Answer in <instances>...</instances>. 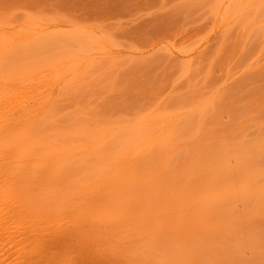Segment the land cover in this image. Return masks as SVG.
I'll use <instances>...</instances> for the list:
<instances>
[{"label": "rangeland", "instance_id": "374dc122", "mask_svg": "<svg viewBox=\"0 0 264 264\" xmlns=\"http://www.w3.org/2000/svg\"><path fill=\"white\" fill-rule=\"evenodd\" d=\"M49 76L30 134L69 158L0 154V233L19 232L0 264H264V0H0V95ZM164 115L173 131L135 148ZM129 146L139 165L105 179Z\"/></svg>", "mask_w": 264, "mask_h": 264}, {"label": "bare ground", "instance_id": "6f19581e", "mask_svg": "<svg viewBox=\"0 0 264 264\" xmlns=\"http://www.w3.org/2000/svg\"><path fill=\"white\" fill-rule=\"evenodd\" d=\"M44 30V28L41 30V31H43ZM57 83H55V81L52 79V77H48V79L47 80H45L44 82H43V84L42 85H40L38 88H37V90H36V96L34 95V96H30L29 98H31V99H18V98H12L11 97V95L10 96H1L0 95V152H2V153H0V154H3V152L5 153V151H12L13 152V150H18V151H23V152H28V149H37V147L39 148V146L40 147H43V148H45V149H48V150H53V151H55V152H59V153H57V154H55L54 156H50L53 160L55 159H58L59 161L61 160L60 158H62V157H65V158H69V157H67V155H66V151H67V148H62V147H64V146H57V145H54V144H49V143H44V144H41L40 143V139H38V141H36L35 139H33V137H32V134H30V132L35 128V126L37 125V123L40 121V120H42V117L44 116L43 114L49 109V99L55 94V91H56V89H57ZM12 95H14V94H12ZM4 98V99H1V98ZM14 97V96H13ZM15 97H16V95H15ZM156 121H154V119H152L151 120V118L150 119H143L142 121H140L139 123H137L138 125H136L138 128H136L135 130L136 131H134V133H133V140H136V141H138V143L135 145V146H129V147H127V148H125L124 150H125V152H115L114 154H113V162H111V163H114V167H116V168H113V167H110V166H113V164H111L110 163V166L108 165V166H105V167H108V169L109 170H112V171H110V172H108V169H107V171H106V169L105 168H102L103 170H101V172L104 174V176L106 175V173H108L107 174V176H109V174L111 173V174H113V175H115V173L117 172V170H118V172H120V173H122V171L124 170V169H126L127 171H129L128 170V168H134V167H136V166H138L139 165V163H140V160L139 159H133L132 158V153H130V152H132V150H133V152H134V148L133 147H135V148H137V149H141L142 151L141 152H143V153H145V152H148V151H150L149 149L151 148V147H153V145L155 146V144L157 143V147H158V145H160V143L158 142V141H160V139H162L161 137H165V136H167L168 134H170L173 130L171 129V123H170V120L164 115V116H162L160 119H155ZM14 133H18V134H20L21 136L18 138V140H9L8 138L11 136V135H13ZM151 137L152 138H156L155 140H152L151 139ZM157 141V142H156ZM98 143V140H95L91 145H92V148L96 145ZM57 149H60V150H57ZM17 152V151H16ZM131 155H130V154ZM28 154V153H27ZM129 154V155H128ZM140 154V153H139ZM22 155H24L23 153H22ZM19 156V155H18ZM29 155H27L26 157H28ZM131 157V158H130ZM41 158V157H40ZM44 157H42V159H43ZM49 158V157H48ZM41 159V160H42ZM45 159H47V157H45L44 158V160ZM1 160V159H0ZM38 160H39V158H38ZM39 162H40V160H39ZM1 163V162H0ZM55 163V162H54ZM60 163V162H59ZM39 165H40V163H38ZM53 164V163H52ZM51 165V164H50ZM56 165H57V163H56ZM58 166V165H57ZM56 166V167H57ZM0 167H1V165H0ZM5 167V166H4ZM19 168V167H18ZM18 168H16V169H18ZM51 168V166L48 168V170ZM110 168H112V169H110ZM2 169L3 168H1V171H2ZM4 169H8V167L6 168H4ZM3 169V170H4ZM9 169H10V167H9ZM20 169V168H19ZM101 169V168H100ZM99 169V170H100ZM114 169V170H113ZM116 169V170H115ZM12 170V166H11V169H10V171ZM14 170H15V168H14ZM51 170V169H50ZM50 170H49V172H50ZM53 170V169H52ZM125 170V171H126ZM0 171V178H1V174H2V172ZM10 171L9 172H7V170H4L3 172L4 173H6L7 172V175H8V173L10 174ZM18 171V170H17ZM17 171L15 170V172L17 173ZM20 171H21V169H20ZM55 171V170H54ZM116 171V172H115ZM19 172V171H18ZM22 172H23V169H22ZM48 172V173H49ZM100 172V173H101ZM114 172V173H113ZM116 173V176L117 175H120L119 173ZM13 172H11V174H12ZM21 173V172H20ZM55 173V172H54ZM125 173V172H124ZM18 174V173H17ZM111 174H110V176H111ZM16 175V174H15ZM35 175V174H34ZM34 175H33V177H34ZM112 175V176H113ZM4 176H6V174L4 175ZM13 176H14V174H13ZM12 176V177H13ZM36 176V175H35ZM101 176H103L102 174L100 175V177ZM111 176V177H112ZM116 176H113V180L114 181H116L114 178L116 177ZM3 177V176H2ZM100 177H98L97 179H99ZM121 177H122V175L120 176V178L119 179H121ZM4 178V177H3ZM5 178H10V179H12L11 177H8V176H6ZM34 178H36V177H34ZM33 178V179H34ZM102 178H104V177H102ZM102 178H101V180H102ZM107 177L105 176V179H106ZM117 178V177H116ZM104 179V180H105ZM112 179V178H111ZM118 179V180H119ZM2 180V179H1ZM0 180V183L2 182ZM5 179H3V181H4ZM101 180H97V184H99L98 186H95V185H97L96 184V182H95V184L93 185V183H92V187L93 186H95V187H97L96 189H98L99 190V188L98 187H100V183H99V181H101ZM7 182L8 181H11V180H6ZM106 181V180H105ZM114 181H112L111 182V180H110V182L109 181H106V183H107V185H108V182L110 183V184H112ZM103 180H102V184H103ZM11 184H12V181H11ZM101 184V188L103 187V185ZM109 184V185H110ZM89 185V184H88ZM109 185L108 186H106V184H105V182H104V186H106L105 188H108L109 187ZM87 186V185H86ZM85 187V186H84ZM83 187V188H84ZM11 188V187H10ZM9 188V191L12 189H10ZM88 187H85V189H87ZM91 188V187H90ZM105 188H104V190H105ZM116 188V187H115ZM8 189V188H7ZM89 189V188H88ZM87 189V190H88ZM92 189V188H91ZM93 189H94V187H93ZM92 189V190H93ZM3 190V189H2ZM6 190V189H5ZM92 190H90L91 192H92ZM107 191H108V189H106ZM105 190V191H106ZM0 191H1V188H0ZM14 191H16V190H14ZM18 191V190H17ZM17 191L16 192H14L15 194H16V197H17V195L19 194V191H18V194H17ZM95 192H96V190H94ZM100 192H101V190H99ZM99 191H98V194H100L99 193ZM103 191V190H102ZM84 192H87L86 190H84ZM104 192V191H103ZM89 192H87V194H88ZM13 194V193H12ZM92 195H93V193H91ZM97 194V193H96ZM106 194H108V193H106ZM3 195V194H2ZM21 195V194H20ZM20 195H18L19 197H20ZM101 195V194H100ZM98 195L100 198L103 196V195ZM104 195H105V192H104ZM0 196H1V194H0ZM15 196V195H14ZM14 196H12L13 197V199H12V201L16 198H14ZM82 196H83V194H82ZM94 196H95V194H94ZM106 196V195H105ZM109 196V195H108ZM4 198H5V196H3ZM18 197V198H19ZM85 197V196H84ZM84 197H83V199H84ZM3 198V199H4ZM93 198H95V197H93ZM100 198H97V199H100ZM102 198H104V197H102ZM101 198V199H102ZM1 199H2V196H1ZM0 199V200H1ZM81 200V201H85V200ZM6 200H11L10 198H6V199H4L3 200V202H7ZM20 200V199H19ZM23 200H24V198H23ZM87 200H89V199H87ZM95 200V199H94ZM103 200V199H102ZM106 200V199H105ZM22 201V200H21ZM107 201H108V199H107ZM11 202V201H10ZM58 211V210H57ZM61 212V211H60ZM59 212V213H60ZM7 213H10V211H7L6 212V214ZM62 213V212H61ZM8 216H9V214H8ZM6 218H9V217H7V216H5ZM3 228V227H2ZM1 227H0V229H2ZM4 229V228H3ZM28 230V229H27ZM27 230H26V232H27ZM22 230H20V232H21ZM25 231V230H24ZM30 231V230H29ZM28 231V232H29ZM0 232H2V231H0ZM17 232V234L16 233H14V232H9L6 236L5 235H2L1 233V238H3V237H5V238H7V239H10V238H13L14 236H16V235H18V231H16ZM26 232H22L23 234L22 235H24L22 238H24V240H26V238H27V240L29 239V237L27 236L28 234H26ZM30 232H32V231H30ZM38 232V231H37ZM36 232V233H37ZM33 233V232H32ZM3 234H5L4 233V230H3ZM26 234V235H25ZM30 234V233H29ZM33 234H35V233H33ZM33 234H31V237H33ZM39 234V233H38ZM38 234H35L34 235V240H32L31 239V241L33 242V244H32V247H39L40 246V248H44V245H46L45 243L43 244V246L41 245L43 242H44V240L42 239V236H41V234H40V236L38 235ZM26 236V237H25ZM37 236H39V238H41L42 239V241H41V239H39L38 240V237ZM59 236V235H58ZM0 238V239H1ZM57 238V237H56ZM55 238V239H56ZM62 238H64L63 237V234H62ZM66 238V237H65ZM35 239H37L36 241H35ZM69 239V238H68ZM57 240V239H56ZM67 240V239H66ZM30 241V242H31ZM31 242V243H32ZM34 242H36V244H38V245H36ZM38 242V243H37ZM42 242V243H41ZM41 243V244H40ZM47 243V242H46ZM15 245L17 246V248L15 247V249H16V252H17V249H18V247L19 246H23V244H22V240H20L18 243H15ZM14 245V246H15ZM32 249V248H31ZM39 249V248H38ZM20 252L18 253V254H23L24 255V253H27V252H24V251H22L20 248L18 249ZM22 251V252H21ZM33 250H29L28 252L31 254H26L25 256H26V259L25 260H27L28 258H30V256H32V255H34L35 253L34 252H32ZM32 253H34V254H32ZM30 255V256H29ZM28 256V257H27ZM21 257L22 256H19V259H21ZM33 257H31V259H32ZM23 261V260H18V264H23V262H26V261ZM28 262L29 261H31L30 259H28L27 260ZM33 262L35 261V262H37V263H33L32 262V264H38L39 263V261H37V260H32ZM22 262V263H21ZM30 263V262H29ZM24 264H27V262L26 263H24Z\"/></svg>", "mask_w": 264, "mask_h": 264}]
</instances>
